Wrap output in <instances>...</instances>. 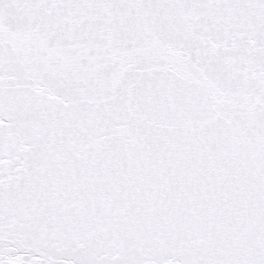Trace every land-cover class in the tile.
<instances>
[{"label":"snow or ice","instance_id":"obj_1","mask_svg":"<svg viewBox=\"0 0 264 264\" xmlns=\"http://www.w3.org/2000/svg\"><path fill=\"white\" fill-rule=\"evenodd\" d=\"M0 264H264V0H0Z\"/></svg>","mask_w":264,"mask_h":264}]
</instances>
